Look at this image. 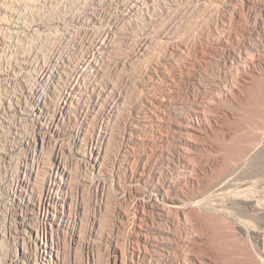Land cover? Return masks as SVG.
Segmentation results:
<instances>
[{
	"label": "rangeland",
	"instance_id": "obj_1",
	"mask_svg": "<svg viewBox=\"0 0 264 264\" xmlns=\"http://www.w3.org/2000/svg\"><path fill=\"white\" fill-rule=\"evenodd\" d=\"M131 1L15 0L14 4L8 2L10 8L5 9L7 13H0V149L7 144L10 152L15 155L13 163L0 161V264L19 244L24 241L29 243L36 234L35 228L30 227L32 225L28 221V218L35 219L36 212L32 210L33 205H28L19 196L22 187H16L15 176V162L26 164L32 160L37 163L39 157L35 155V140L45 133V130L39 128L42 117L35 110L38 96L34 91L38 89L43 93L42 99L46 97L50 107L48 113L58 111L61 114L59 106L62 96L70 90L77 78H80L78 84L81 83V92L87 93L89 84L100 86L101 81L94 74L85 73L81 77L76 75L81 74L77 71L86 67L85 60L93 55L95 44L102 40L113 21L119 23L116 26L126 25L123 29L129 35L127 41L125 39L128 45L119 50V59L112 62L106 76L108 80L119 82L120 94L128 98L126 109H129L125 111L127 116L123 115L122 121H136L138 113L135 109L141 111L146 105L155 108L156 113L153 115L156 121L151 127L141 130V139L132 141L127 151L118 147L120 143L115 141L111 145L108 163L104 169L98 170L91 166L90 148H86L84 143L93 136L89 132L99 127L96 122H91L85 103L83 106L78 105L77 101L74 103L70 124L73 125L74 133L67 140L69 143L65 142L60 154L65 152L63 157H68H65V160H69L67 163H73L72 166L67 165V168L70 167L68 170L72 169L74 177L72 194L75 193V199L87 208L77 229L82 230L86 240L91 236L98 237L103 245L93 253L86 248H76L72 244L71 234L60 229L58 235L61 238V253L64 255L61 259L64 264H108L109 257L116 259L117 264H173L174 254L181 253L180 250L189 245L188 242L192 244L191 240H194V250H200L196 255L204 257L202 264H264V59L258 53V49L264 46V13L260 11L264 0H245V6L241 7H233L231 0H183L179 11L172 10L168 14L165 8L159 10L155 25L144 23L143 26L140 23V26L145 27L144 30L122 22ZM96 9L102 19L95 24L89 15ZM113 14L115 17L111 16ZM163 40L171 42L168 44ZM143 41L151 42V50L139 57L142 60L136 61L133 69L124 68L121 62L133 61ZM218 41L227 44L229 52L223 54V51H219ZM176 45L186 47V50L180 53ZM64 60H70L67 69L70 75L57 83L53 75L61 71L58 67ZM44 69L47 70L46 75L40 77ZM221 78L226 83L228 81V87L225 86L224 90L227 94L218 98L207 110L211 121L200 123L198 126L201 129L197 126L196 136L192 137L190 144L189 166L196 168L195 176L199 182L188 183L186 194H173L175 199L185 201L186 208L183 209L187 215L173 213L164 220L156 214H150L149 217L155 227L174 232L170 244L172 254L159 255L152 252L145 259L138 260L134 251L135 209L143 201L148 202L150 197H155L151 185L154 180L158 177L166 179L177 169L178 160L173 155L174 135L168 129L177 122L178 113L188 112L192 100H203L209 94L218 92L217 84ZM103 84L102 81L100 87ZM86 96V100H89V95ZM114 99L109 98V103L99 108L97 119L114 123V116H111L112 106L116 105ZM156 115L158 119L161 117V126L157 123ZM88 121L92 124L86 126ZM114 124V131H119L118 123ZM48 151H51L50 147ZM141 171L146 173L145 181L131 184L130 176ZM20 176L23 177V174ZM104 185L108 187L106 190L110 195L101 199L100 191ZM135 187L138 192H135ZM104 203L109 208L120 206L126 209L129 220L122 221L120 217L105 210ZM147 209L151 210V207L147 205ZM94 216L102 222L101 228L93 224ZM64 233L67 234L66 239ZM180 238L187 244L177 246ZM196 264L201 263L196 260Z\"/></svg>",
	"mask_w": 264,
	"mask_h": 264
},
{
	"label": "bare ground",
	"instance_id": "obj_2",
	"mask_svg": "<svg viewBox=\"0 0 264 264\" xmlns=\"http://www.w3.org/2000/svg\"><path fill=\"white\" fill-rule=\"evenodd\" d=\"M14 1L13 0H8V1L1 0L0 1V13L2 12V14H4L6 12L5 9H7L9 7L8 6L9 5L8 2H11V4L12 3L14 4ZM182 1L183 0H132L130 6H128L129 9H127V11L124 12V18H123L124 20H122V22L125 21V22L129 23L130 25L131 24L134 25L137 28L142 27V26L139 25L140 23L143 26H144V23H147V24L149 23L151 25H155L156 20H157V14H159L158 13L159 10H162V9L165 8V11H166L165 13H168V12H170L172 10H176V9L178 10L179 7H181ZM185 1H187V0H184L183 2H185ZM231 1H233V4H232V5H234L233 7H236V5L237 6L238 5L239 6L240 5H244V3H245V0H231ZM16 2H17V0H16ZM230 5H231V3H230ZM260 11H262L264 13V3L261 4ZM99 16L100 15L97 12V9L94 10L93 12H91L90 15H89V17L92 18L91 20L95 21V24H96V22L100 23L102 18H100ZM103 16H105V15L103 14ZM111 16L113 17L114 14L111 15ZM240 16H242V15H240ZM107 17L108 16H106V18ZM112 17H109V19H111ZM106 18H104V19H106ZM232 19H230V20H232ZM103 21H106V20H103ZM161 22L163 23V21H161ZM116 23L117 22L113 21L112 25H110L111 27L109 26L110 28L108 29V31L105 34V36L102 37V40L98 41L97 44H95L96 46H95V51H94L93 55L92 56L89 55L90 57H88L85 60V66L86 67H84V68L82 67V69L80 71H77V73L79 72L81 74L76 75V77H81L82 74L85 75V73L94 74L99 79V81H101V85L100 86H102V81L104 82V84H103L104 86L103 87H100L99 84H89V87H88L89 90L87 89V93H85L86 91L85 92H81L82 91L80 89L81 88V83L78 84V81H80L79 80L80 78H77L76 79L77 81L75 83L71 84L70 90L67 91L65 94H63V96H62L63 100L59 97L60 100H62V102H61V104L59 106V108L61 110V114H58L57 113L58 111L57 112L54 111L52 113L51 112L48 113V111H49L48 109L50 107H49V105L46 102V100H47L46 97H45L46 100L44 98L42 99V94H43L42 91H40L38 89H36L34 91V93L37 94V96H38L35 110L40 115V118L42 117L41 127L39 126V128L42 131L45 130V133H43L42 135L40 134V136L37 139L35 138L36 140L34 139L35 140V152H36L35 155H38V157H39L37 163L35 161L31 160L30 162L28 161L26 164H21L17 160L18 162H15L16 169H17V171H15L16 172L15 176H16V187L17 188L18 187H22L21 190L19 189V192H18L19 196L21 198H23V200H25V202L28 205H30V204L33 205V209L32 208L31 209L36 212L35 219L28 218V221H30L29 223H30V225H32L30 227H34L35 228V232H36V236H37L36 246L38 247V250H39V253H40V257H42V259H44V260H49L51 258H55L56 256L59 257V258H63L64 255L61 253V249L62 248L60 247L61 246V244H60L61 243V238L58 235V234H60V229H63L64 232H67V233L71 234L72 244L76 248H79V247L86 248L88 250V252H92L93 253V251H95V249H100V248H102L101 246L103 245V242L101 240H99L98 237L91 236L88 240H86L84 238L85 235L83 236L82 230L81 229H77V225L81 224V221L83 220L84 216L87 213V212H85V208L86 207L82 206L83 204L81 205L79 203V201H77L78 200L77 198H76L77 200L75 199V197H74L75 193L72 194V191H73L72 188L74 187V186L72 187V184H73L72 181H73V178H74L73 175H72V172H71L72 169L68 170V168H70V167L67 168V165L69 164V162L67 163V161H69V160H65L66 156L63 157L65 152L62 151L63 155L60 154V150H62L63 145L65 144V142H67V140L70 137L72 138V134L74 133L73 129H72L73 125L70 126V124H71V122L73 120L72 117H73V114H74L73 113L74 112V110H73L74 103L77 101L78 105H82V106L85 103L86 110L88 111V114L91 115V118H90L91 122L92 123L96 122L97 126L99 127L98 129H92V132H89V135L91 136V133H92L93 136L89 137L88 140L83 138L85 141L87 140L84 143L86 148H88V147L90 148V157H89L90 161L89 160L88 161L91 162V166L98 168V170L104 169V166H105L106 162L109 160L108 156L110 154L109 153L110 149L113 146L112 144L115 141H118L120 143V146H119V144L116 142L118 144V147L123 148V149L126 150L127 148H129L130 143H132V141H134L136 139L137 140L141 139V137H140L141 136L140 135L141 130H145L147 127H151L153 122L156 121L154 119L155 116L153 115L154 113H156V112H154L155 108L153 106H147L146 104H145L146 107H144V109H142L141 111L140 110H136L137 108L135 109V111H137V113H138V115H136V117H135L136 121L133 122V120H132V122L130 121L131 123H126L128 121L124 122L125 121L124 119H123L124 121H122L123 115L126 114L125 111L127 109H129V108L126 109V107H127L126 104H128V102H129L128 101L126 103V99H128V98H126L125 94H120V88L118 86L119 82H117L118 83L117 84L116 81L114 82L112 80H108L107 79L108 77L106 78V76L108 74V71H109V67L111 66L112 62H114L117 59H119V57H117V55L119 54V50H122L123 48H125L128 45V44H126L125 39L127 41L129 35H126L125 34L126 32H124L125 29H123L126 25L124 27H121V26L118 25L120 27L119 28L118 26L115 25ZM117 24H119V23H117ZM124 24H122V25H124ZM96 27H95V29H96ZM157 28H158V26H157ZM144 29H145V27L143 28V30ZM160 29H161V27H160ZM158 31H160V30H158ZM223 31H224V29H223ZM229 31H230V29H229ZM141 32H143V31H141ZM225 32H224V34H226ZM228 34L229 33H227V35ZM133 36H135V35H133ZM149 36H150V34H149ZM149 36H147V37H149ZM217 37L219 38V36H217ZM163 41H166V40H163ZM169 42H171V41H169ZM169 42L166 41V43H168V44H169ZM218 42L220 43V45L217 43L218 47L220 48L219 51L220 50L223 51V54H224V52L228 51V47L229 46L227 47V44L224 45V43H222L221 41H218ZM152 43H153V41H152ZM260 43H262V41ZM263 43H264V41H263ZM150 44H151V42H150ZM150 44L147 41H143V44H142L140 50L135 55L134 59H132L133 61H131L129 63H126V61L125 62H121L122 66H124V68L126 67V68H129V69H133L136 61L140 62V60H142L139 57L140 56H144V53L146 54V52L151 50L150 49ZM170 46L172 47V45H170ZM231 47H234V45L231 46ZM236 47H237V45H236ZM232 49L234 50V48H232ZM177 50H178V48H177ZM185 50H186V47H180L179 46V50L178 51H180V53L184 52ZM237 51L239 52L238 49H237ZM258 51H259L258 52L259 56L264 59V46L261 48V50L258 49ZM207 52H209V51H207ZM174 54H175V51H174ZM240 54L241 53H239V55ZM155 56H156V54H155ZM69 61L70 60L62 61L63 64L60 67H58V68L61 69V71H59L58 75H55V74L53 75L54 78H55V81L57 83L58 82H62L64 78H67V76L70 75L69 74L70 71L68 72V70H67L68 67H70L69 66L70 62ZM119 61H121V60H119ZM119 61H117V63ZM238 63H240V62H238ZM242 63H243V61H242ZM60 64L61 63L59 62V65ZM119 64H120V62H119ZM244 66L245 65H243V67ZM247 67H245V68H247ZM46 71L47 70L44 69V71L42 72L40 77H42L45 74ZM219 81L220 82L217 84L218 92L209 94L203 100H201V99L192 100L190 106L188 107V112L187 113L180 112L178 114L176 113L177 114L176 115L177 122L175 121L176 123L174 122V124L170 125L169 128H171V129L167 128L169 131L172 130V132H173L172 135H174L173 140L175 141V151L173 152V155H175L176 156L175 158L178 160L177 163L175 162L176 165H177V169L173 170L170 173V175H169L170 177H168L166 179H161V178L158 177L156 180H154L151 183V185H152L153 190L155 191V193H154L155 197L154 198L150 197L148 202L143 201L139 205V207H137L135 209V212H134L135 216L133 215L135 217L134 220H133V225L135 227L134 228L135 229L134 233H135V243H136L135 246L136 247L134 248V251H135V253L137 255L138 260L139 259H141V260L145 259L147 257V255L152 254V252H156L159 255H167L168 253L172 254V246L170 244H171V240L174 239V232H172L170 229L166 230V229H164L162 227H155L153 222L152 221L150 222L149 217H150V214H156V215L159 216V219H163L164 220L166 217H168L170 214H173V213H175V214L181 213V214L187 215L186 214L187 211L186 210L184 211V209H183V208H186L185 201H182V200H179V199H175L173 197V194H176V193L177 194L179 193V195H180V193L186 194V192H187L186 191V186L188 185V183H192L193 184L196 181L199 182L198 181V177L195 176V175H197L196 168L193 167V166H191V167L189 166V163L191 161V158H190V155H191L190 154V151H191L190 144L193 141L192 137L196 136L195 134L197 133L196 131L198 130V127H199L198 125L200 123H203L204 121L205 122H210L211 121V117L208 114L207 110L217 101L218 98H220L222 95H226L227 94L224 90L226 89L225 86H227L228 81L226 83L224 81V79L222 80V78ZM140 82H141V80H140ZM224 84H226V85H224ZM56 85L58 86L59 84H56ZM235 86H238V85H235ZM89 92H90V94H89ZM134 93H135V91H134ZM77 94H79V96ZM87 94L89 95V97H88L89 100H86V98H85V96ZM111 97L115 98L114 100H116V102H115L116 105L112 106L113 109H112L111 116H114V119H112V120H114V123L117 122L118 125H119L120 129H119V131L117 129L118 132L114 131L115 128H113V126H115L116 124H114L112 121H110V122H112L114 125L111 124L110 122H106V121L97 119L98 114L100 112L99 108L102 105H107L109 103V98H111ZM166 99H168V98H166ZM162 100H165V99H162ZM183 109H181V110H183ZM130 111L132 112V109H130ZM177 111H179V110H177ZM162 113H160V115ZM158 115H159V113H158ZM125 116H127V115H125ZM129 117L131 118V116H129ZM156 117H157V115H156ZM120 118H121V120H120ZM126 118L128 119V117H126ZM156 119H158V117ZM159 119L157 120L158 124H159ZM36 120H37V118H36ZM76 120H77V118H76ZM160 121H163V119L160 120ZM165 121H166V119H165ZM75 122H77V121H75ZM91 122L89 123V121H88V125H86V126H89V124H92ZM35 126H37V125H35ZM92 126H94V124ZM90 128H88V129H90ZM199 129H201V128L199 127ZM84 131L85 130H83V132ZM34 133H37V132L35 131ZM48 133H49V136H47ZM85 133L86 132L83 133L84 137H86ZM87 134H88V132H87ZM83 135H82V137H83ZM31 137H32V135H31ZM94 137H96V140L94 139ZM27 139H29V138H27ZM193 139H195V138H193ZM78 140H79V138L77 139V141ZM28 142H29V140H28ZM67 143H69V142H67ZM75 143H74V145H75ZM80 146L82 147V145H79V147ZM49 147L51 148V151H48ZM73 148H74V146H73ZM83 148H84V146H83ZM86 148H84V149H86ZM30 149H32V148H30ZM0 150H4V151L0 152V158H1L0 161L1 162L8 163V164L14 162L15 155H14V153L12 154L10 152L7 144H4V146H2V148ZM86 150H88V149H86ZM132 156L134 157V155H132ZM33 158H34V156H33ZM67 158L68 157H66V159ZM182 162H183V165H180V164H182ZM71 164H73V163H71ZM71 164H69L68 166H70ZM128 168L129 167L127 166L126 169L128 170ZM21 174H23V177L20 176ZM145 174L146 173L143 172V171H141L137 175L132 174V176H130L131 177L130 178L131 179V184L134 183L135 181H137V182L140 181V180L145 181ZM135 184H136L135 186H138L137 183H135ZM177 185H178V187H177ZM102 187H103V188H101L102 190L101 191L99 190V191L101 193L100 194V196L102 197L101 199H104L103 198L104 196L108 197V195H110V194H108V191L106 190L108 187H105V185L102 186ZM135 188H137V187H135ZM138 188H140V187L138 186ZM138 188L135 190V192H138ZM77 197H79V196H77ZM110 198H111V196H110ZM199 201H200V199H198V203H200ZM28 205H27V207H29ZM147 205H149L151 207V210L147 209ZM101 206H102V204H101ZM190 207H191V205H190ZM104 209L108 210L113 215L120 217L122 221L123 220H129V212L126 209L125 210L122 209V207H120V206H115V207L112 206L111 208H109L108 205L105 204L104 205ZM86 211H87V208H86ZM92 222H93V224L95 226L97 225L99 228H101V223L102 222H100V220H98V218H95V216L92 218ZM66 229H68V231H66ZM55 232H57V236L55 235ZM66 235L67 234L64 233V239H66ZM190 237H189V239H190ZM183 240L184 239L180 238L179 239V243L177 244V246L179 244H180V246L185 245L186 242H184ZM64 241H66V240H64ZM175 242H178V241H175ZM191 242H192V244H190V242H188L189 245H185L184 249L180 250L181 253H177V254L175 253L174 254L175 257H174V261H173L174 263L172 262L173 264H196V260H198L202 264V261H205V260H202V259H204V257L197 256L200 250L199 251L194 250V248H196V247H194V240H191ZM197 243H198V241H197ZM108 264H117L116 259L112 260L109 257L108 258Z\"/></svg>",
	"mask_w": 264,
	"mask_h": 264
},
{
	"label": "built area",
	"instance_id": "obj_3",
	"mask_svg": "<svg viewBox=\"0 0 264 264\" xmlns=\"http://www.w3.org/2000/svg\"><path fill=\"white\" fill-rule=\"evenodd\" d=\"M37 236L30 240V242H22L18 247L7 257L1 264H64L63 260L59 257L44 260L40 257L38 247L36 246Z\"/></svg>",
	"mask_w": 264,
	"mask_h": 264
}]
</instances>
